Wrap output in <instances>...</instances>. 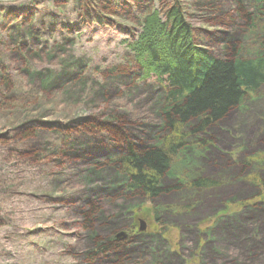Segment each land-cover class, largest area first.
<instances>
[{
  "label": "rangeland",
  "instance_id": "1",
  "mask_svg": "<svg viewBox=\"0 0 264 264\" xmlns=\"http://www.w3.org/2000/svg\"><path fill=\"white\" fill-rule=\"evenodd\" d=\"M169 1L0 0V264H264V85L186 139L159 198L117 164L165 134L166 90L128 46ZM178 1L214 57L264 59L263 3Z\"/></svg>",
  "mask_w": 264,
  "mask_h": 264
},
{
  "label": "trees",
  "instance_id": "2",
  "mask_svg": "<svg viewBox=\"0 0 264 264\" xmlns=\"http://www.w3.org/2000/svg\"><path fill=\"white\" fill-rule=\"evenodd\" d=\"M91 1L84 0L88 5ZM256 1L264 4V0ZM128 47L143 79L155 78L166 90L162 110L166 134L150 148L123 142L125 147L117 164L128 181L127 189L154 200L165 193L161 182L185 147L187 137L221 122L243 104L247 95L255 94L264 85V59L242 60L236 45L230 49L231 57H214L197 44L194 29L178 0H170L161 10L147 14L138 38ZM194 121L197 126L193 132L185 133ZM117 125L110 122L102 130L113 132ZM212 185L201 179L191 183L189 189H209ZM258 186L261 188L260 183ZM133 226L138 228L137 222ZM114 247L115 244H106L96 253Z\"/></svg>",
  "mask_w": 264,
  "mask_h": 264
},
{
  "label": "bare ground",
  "instance_id": "3",
  "mask_svg": "<svg viewBox=\"0 0 264 264\" xmlns=\"http://www.w3.org/2000/svg\"><path fill=\"white\" fill-rule=\"evenodd\" d=\"M195 128V127H194ZM194 128H192V131L191 132H193V130H194ZM166 134V133H165ZM165 134H163V135H165ZM192 135V134H191ZM198 134H196V135H192V136H197ZM188 137H190V136H188ZM187 137V138H188ZM186 141V140H185ZM123 175V174H122ZM127 180V179H126ZM127 185H128V181H127ZM129 192H131V190H129V189H127ZM131 193H133V192H131Z\"/></svg>",
  "mask_w": 264,
  "mask_h": 264
},
{
  "label": "water",
  "instance_id": "4",
  "mask_svg": "<svg viewBox=\"0 0 264 264\" xmlns=\"http://www.w3.org/2000/svg\"><path fill=\"white\" fill-rule=\"evenodd\" d=\"M143 229L141 228V230H144V224L142 223Z\"/></svg>",
  "mask_w": 264,
  "mask_h": 264
}]
</instances>
